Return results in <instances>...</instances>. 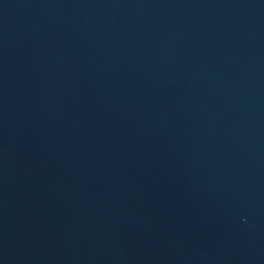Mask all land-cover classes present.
Instances as JSON below:
<instances>
[{"label":"water","instance_id":"95a60500","mask_svg":"<svg viewBox=\"0 0 264 264\" xmlns=\"http://www.w3.org/2000/svg\"><path fill=\"white\" fill-rule=\"evenodd\" d=\"M0 264H264V0H0Z\"/></svg>","mask_w":264,"mask_h":264}]
</instances>
